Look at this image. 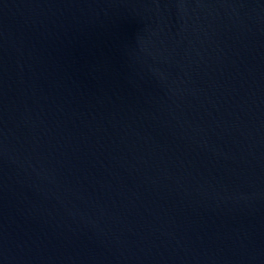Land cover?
Masks as SVG:
<instances>
[{
	"label": "water",
	"instance_id": "obj_1",
	"mask_svg": "<svg viewBox=\"0 0 264 264\" xmlns=\"http://www.w3.org/2000/svg\"><path fill=\"white\" fill-rule=\"evenodd\" d=\"M0 264H264V0H0Z\"/></svg>",
	"mask_w": 264,
	"mask_h": 264
}]
</instances>
